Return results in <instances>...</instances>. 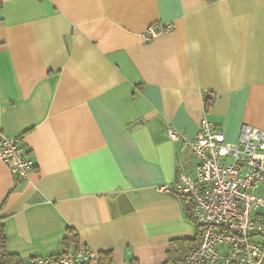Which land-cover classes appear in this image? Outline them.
<instances>
[{
    "label": "crops",
    "instance_id": "0c3cea01",
    "mask_svg": "<svg viewBox=\"0 0 264 264\" xmlns=\"http://www.w3.org/2000/svg\"><path fill=\"white\" fill-rule=\"evenodd\" d=\"M149 25L171 29L145 41ZM203 118L230 142L264 129V0H1L0 133L33 163L19 179L0 160L7 250L176 264L169 240L196 228L157 186L196 158L167 128L192 138Z\"/></svg>",
    "mask_w": 264,
    "mask_h": 264
},
{
    "label": "built area",
    "instance_id": "2783aa9c",
    "mask_svg": "<svg viewBox=\"0 0 264 264\" xmlns=\"http://www.w3.org/2000/svg\"><path fill=\"white\" fill-rule=\"evenodd\" d=\"M171 25L147 26L143 40ZM171 140L182 137L196 158L195 172L183 173L157 189L189 200L190 216L198 224V239L176 264H264V129L241 124L237 139L227 141L221 130L203 118L194 137L167 128ZM0 160L19 179L32 170L20 137L0 133ZM179 198V197H178ZM96 258L85 245L49 256H32L21 264H81Z\"/></svg>",
    "mask_w": 264,
    "mask_h": 264
},
{
    "label": "trees",
    "instance_id": "16d2710c",
    "mask_svg": "<svg viewBox=\"0 0 264 264\" xmlns=\"http://www.w3.org/2000/svg\"><path fill=\"white\" fill-rule=\"evenodd\" d=\"M207 2L211 0H206ZM1 6V0H0ZM211 102L209 96L204 97V108L207 109ZM181 207L185 212V216L192 221L196 228V234L193 238H174L169 240L168 248L166 250L167 260L177 262L179 258L186 252L190 251L197 242L198 239V224L194 222L189 212V200L185 195H179ZM75 232L72 228H66L65 233L62 237L63 242H68L73 239ZM96 264H113V254L110 249L99 250L96 252ZM22 258L16 253L9 252L6 247V237L4 233V227L2 222V216H0V264H21ZM89 262L81 263L88 264Z\"/></svg>",
    "mask_w": 264,
    "mask_h": 264
}]
</instances>
